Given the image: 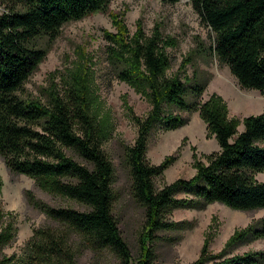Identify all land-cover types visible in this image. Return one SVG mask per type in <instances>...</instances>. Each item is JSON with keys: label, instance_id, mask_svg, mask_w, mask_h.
Returning a JSON list of instances; mask_svg holds the SVG:
<instances>
[{"label": "trees", "instance_id": "trees-1", "mask_svg": "<svg viewBox=\"0 0 264 264\" xmlns=\"http://www.w3.org/2000/svg\"><path fill=\"white\" fill-rule=\"evenodd\" d=\"M112 1L0 0L9 7L0 16V157L12 173L30 177L43 190L86 208L54 207L30 196L62 228L36 230L22 264H74L75 236L93 251H112L119 264H157L145 242L168 226L165 216L179 202L175 199L178 193L194 196L182 201L192 208L220 203L241 212L264 210V182L257 179L264 173V114L246 117L240 132L242 122L229 117L228 105L220 95L202 102L208 81L167 76L172 61L160 37L140 31L130 38L125 20L115 18L118 33L106 32L114 73L152 104L147 118H135L138 138L126 148L131 189L146 210L148 230L142 240L143 255L134 259L114 214L115 166L104 151L105 133L90 112L84 85L79 80L65 94L52 92L46 101L23 96L26 83L48 55L40 40L53 42L66 24L110 12ZM165 1L175 4L181 0ZM190 2L215 33L211 51L218 60L229 66L243 88L264 96V0ZM180 111L199 112L221 149L207 156V163L195 155L197 173L190 180L179 179L159 189L155 178L164 176L176 159L170 156L152 165L147 157L148 140L156 127L173 131L186 126L189 119ZM4 224L0 264H21L6 253L17 234L13 222ZM260 239H264V218L236 232L219 253L209 252L207 242L191 264H264V251L231 256V249Z\"/></svg>", "mask_w": 264, "mask_h": 264}, {"label": "rangeland", "instance_id": "rangeland-1", "mask_svg": "<svg viewBox=\"0 0 264 264\" xmlns=\"http://www.w3.org/2000/svg\"><path fill=\"white\" fill-rule=\"evenodd\" d=\"M8 11V5L0 2V16ZM115 18L125 20L130 38L140 31L148 37H160L172 61L167 76L180 75L189 81L197 77L200 83L208 81L202 102H207L214 94L220 95L228 105L229 117L242 122L238 127L240 132L244 130L246 117L264 114V96L257 90L243 88L229 66L221 63L211 51L215 33L203 23L190 0L175 4L165 0H113L110 12L66 24L53 42L47 38L40 40L39 45L48 55L26 83L23 96L46 101L52 92L65 94L66 89L79 80L84 85L90 112L105 133L104 151L115 166L114 214L136 260L143 255L147 218L146 210L131 189L132 174L126 148L133 146L138 138L135 118H147L152 104L114 73L108 53L111 43L106 32L118 33ZM178 113L189 119L186 126L173 131L156 127L148 140L147 157L152 165H160L170 156L176 159L164 176L155 178L159 189L179 179L190 180L197 173L195 155L207 163L206 157L221 149L216 137L209 135L199 112ZM257 179L264 182V173H259ZM30 196L54 207L86 209L74 200L43 190L30 177L12 173L0 157V230L6 221L13 222L17 239L6 253L21 264L26 261L27 246L36 230L62 228L40 210ZM192 198L194 196L178 193L175 199L179 202L173 204L165 216L168 228L158 230L145 242L155 263L191 264L199 259L207 242L209 252L219 253L236 232L264 218V210L241 212L220 203L201 209L183 205L182 201ZM73 242L74 264H119V258L110 250L93 251L78 236ZM252 251H264V239L231 249V256Z\"/></svg>", "mask_w": 264, "mask_h": 264}]
</instances>
